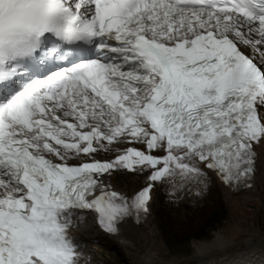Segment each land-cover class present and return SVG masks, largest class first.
Returning a JSON list of instances; mask_svg holds the SVG:
<instances>
[{"label":"snow or ice","instance_id":"obj_1","mask_svg":"<svg viewBox=\"0 0 264 264\" xmlns=\"http://www.w3.org/2000/svg\"><path fill=\"white\" fill-rule=\"evenodd\" d=\"M261 144L264 0H0V264H90L86 212L119 235L157 182L251 189ZM117 170L148 175L125 195Z\"/></svg>","mask_w":264,"mask_h":264},{"label":"bare ground","instance_id":"obj_2","mask_svg":"<svg viewBox=\"0 0 264 264\" xmlns=\"http://www.w3.org/2000/svg\"><path fill=\"white\" fill-rule=\"evenodd\" d=\"M256 151L259 158L254 177V187L251 189L234 192L217 177H214V173L210 172L223 190L230 214L224 225L214 230L210 239L193 240L191 252L188 254L181 257L171 255L173 252L166 248L164 240L157 233L150 211L146 220L137 225L132 224L131 219L122 224L120 234L114 235V238L118 240V243L126 250L135 264H202V262L209 264L212 261L228 264L235 248L248 245L264 247V226L261 220L264 208V144L256 146ZM131 174L134 177L132 187L122 189L115 187V189L125 195H131L141 184V177L137 176L139 173L131 172ZM108 176L107 178L112 183V176ZM176 184H179L178 178ZM177 189L180 187L174 188L172 185L170 191ZM155 194L156 187L153 191V199ZM87 222L91 225L87 226ZM94 228L97 227L93 226L92 219H90L84 222L80 228L74 225L70 233L81 243L84 251L89 252L90 255H93V252L88 246L89 234ZM123 238H132L137 243L138 250L134 251L127 247L123 243Z\"/></svg>","mask_w":264,"mask_h":264},{"label":"rangeland","instance_id":"obj_3","mask_svg":"<svg viewBox=\"0 0 264 264\" xmlns=\"http://www.w3.org/2000/svg\"><path fill=\"white\" fill-rule=\"evenodd\" d=\"M112 176L111 181L116 188L132 187L134 177L131 173L115 171ZM183 187L170 192L169 184L163 183L158 187L151 207L157 233L166 248L173 252L171 255L176 257L191 252L193 240L210 239L214 230L223 226L230 214L223 190L212 177L207 181V187L198 183ZM261 220L264 226V208ZM101 245L103 253L99 264L132 263L129 255L115 242L105 238Z\"/></svg>","mask_w":264,"mask_h":264}]
</instances>
